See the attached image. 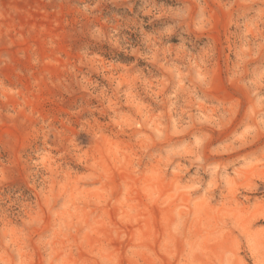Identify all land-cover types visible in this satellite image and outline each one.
I'll use <instances>...</instances> for the list:
<instances>
[{"label": "rangeland", "instance_id": "obj_1", "mask_svg": "<svg viewBox=\"0 0 264 264\" xmlns=\"http://www.w3.org/2000/svg\"><path fill=\"white\" fill-rule=\"evenodd\" d=\"M0 264H264V0H0Z\"/></svg>", "mask_w": 264, "mask_h": 264}]
</instances>
